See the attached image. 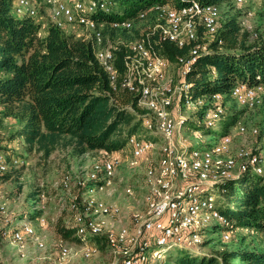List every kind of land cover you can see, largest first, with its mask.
I'll use <instances>...</instances> for the list:
<instances>
[{
    "label": "built area",
    "instance_id": "1",
    "mask_svg": "<svg viewBox=\"0 0 264 264\" xmlns=\"http://www.w3.org/2000/svg\"><path fill=\"white\" fill-rule=\"evenodd\" d=\"M124 1L15 0L13 14L33 20L41 37L50 25L63 32L82 28L81 35H69L93 41L96 59L112 83L118 77L115 54L124 52L120 86L137 96V109L144 111L139 116V132L127 138L120 152L102 153L101 159L74 178H62L59 188L72 194L67 200L59 199V211L69 213L65 226L74 228L78 252L85 261L100 256L97 241L103 239L109 260L99 264H153L174 248L204 245L199 231L212 221L217 223L216 228H223L222 240L229 242L241 228L220 212L213 193L223 195L225 190L221 186L245 173L264 175V157L244 146L234 148L231 129L240 135L248 133L237 124L226 135L219 136L213 147H196L185 135L188 107L203 111L199 124L205 121V127L211 131L225 117L223 95H211L209 102L195 98L187 80L198 58L207 52L206 44L197 43L198 30L208 37L216 36L219 7L200 5L196 0H165L145 2L138 10L127 11L122 9ZM261 1L235 0L245 8L247 16H252L250 6ZM163 44L191 47L171 64L162 54ZM171 70H176L177 80L170 76ZM261 93L263 82L252 87L241 83L231 89L229 98L239 106L254 109L261 102ZM251 133L257 134L256 129ZM126 153L129 156L125 159ZM125 160L130 167L145 163V207L130 213L128 225H116L121 209L106 199L116 191L117 171ZM22 162L0 152V181L10 165ZM124 193L132 196V186L127 185ZM45 203V195L39 194L33 211L43 210ZM15 220L0 205L2 240L16 247L22 258L29 256V244L38 251L46 250L26 214L17 226ZM38 221L41 227L45 226L44 217ZM259 235L264 239V232ZM59 243L56 255L40 259L46 260V264H69L71 248L65 242L62 244V239Z\"/></svg>",
    "mask_w": 264,
    "mask_h": 264
},
{
    "label": "trees",
    "instance_id": "2",
    "mask_svg": "<svg viewBox=\"0 0 264 264\" xmlns=\"http://www.w3.org/2000/svg\"><path fill=\"white\" fill-rule=\"evenodd\" d=\"M153 1L165 0L147 3ZM196 1L218 7L221 3H236ZM14 2L0 0V112L3 118L18 123L13 137L22 140L28 154L40 152L44 158L59 147L70 148L75 156L123 150L127 138L139 132V116L144 113L137 109V96L120 86L124 52L115 54L118 77L112 83L96 59L92 40L67 35L52 25L41 37L33 20L13 14ZM143 3L135 0L132 11ZM254 33L256 37L242 29L237 15L219 19L217 34L210 43L203 41L206 35L198 30L197 43L206 44L207 52L187 76L193 97L209 102L211 95L220 94L229 99L231 89L238 84L252 87L264 83V35ZM190 47L161 46L171 64L186 55ZM202 114L201 110L198 115ZM236 118L225 116L221 120L219 136L229 132ZM195 128V132L211 134L209 128ZM221 189L225 190L223 196L229 197L230 207L218 206L220 212L236 227L263 233L264 175L248 172ZM56 233L67 240L73 237L74 228L57 223ZM97 243L105 252V241ZM176 264H264V248L231 244L230 249H221L217 254H187Z\"/></svg>",
    "mask_w": 264,
    "mask_h": 264
},
{
    "label": "rangeland",
    "instance_id": "3",
    "mask_svg": "<svg viewBox=\"0 0 264 264\" xmlns=\"http://www.w3.org/2000/svg\"><path fill=\"white\" fill-rule=\"evenodd\" d=\"M147 2L148 0H143ZM135 0H126L123 2V10H131ZM144 4V3H143ZM121 9V10H122ZM220 20H225L227 16L234 15L238 17L240 26L243 30L249 31L252 35L257 32L258 35H264V2L260 5H251L250 10L252 16L245 15V8L237 5L234 1L219 4ZM122 10V12H123ZM244 23V25H243ZM246 25V26H245ZM249 26V28H248ZM77 33L81 35L82 28L66 30L64 33ZM128 34L123 35L127 37ZM212 37L204 36L203 41L206 43L212 42ZM170 76L175 80L178 79L176 70L170 71ZM167 79H170L169 77ZM260 104L254 109H247L239 106L231 98L224 99L225 116L237 115L234 125L244 126L248 133L240 135L237 130L231 129L234 148L244 146L248 150L261 153L264 157V93H261ZM186 115L189 116V124L185 135L196 147H213L219 141L220 122L215 123V129L210 135L204 132L195 133V127L204 129L205 121L202 124V116L200 109L197 107H188ZM1 111V108H0ZM19 125L15 120L3 118L0 112V152L6 154V157L15 156L23 162L16 166L10 165L5 178L0 181V205L6 207L11 216L15 218L14 225L17 226L23 221V216L26 214V220L32 224L37 236L41 239L46 247L44 251H38L33 245H28L26 248L28 257L22 258L16 247L0 238V264H46L47 261H42L43 256L53 257L57 254V246L61 238L56 233V225L60 223L66 225L68 221V212L59 211V199L71 196L72 192H65L59 188V183L62 178L70 175L75 177L86 170L90 165L103 157L102 152L87 153L81 156H75L70 148L59 147L48 158H44L40 152H32L28 154L24 150V145L21 139L13 137V134L18 130ZM256 129L257 134H252L251 130ZM128 154H125L128 158ZM145 171V163L136 167H130L126 160L118 169L115 178V193L112 197L107 198V201L116 203L120 209V219L116 225H128L130 213L133 211L144 210V193L143 174ZM129 185L133 188V195L127 196L124 193L125 187ZM44 194L46 203L43 210H34L38 195ZM216 198V206L230 207L229 197H224L218 191H214ZM36 214L32 218L33 214ZM44 217L45 226L41 227L39 218ZM217 223L212 221L205 228H201L199 235L204 245L182 246L174 248L168 253L163 254L160 262L153 264H176V260L187 254L202 255V254H217L221 249H230V245L236 244L237 247H257L264 248V241L259 233H256L250 228L240 227L235 234L232 235L229 242H224L222 236L223 228H216ZM76 238L73 236L67 240H63L71 248V257L69 264H99L109 260L106 253L100 250V256L89 261H85L79 251V246Z\"/></svg>",
    "mask_w": 264,
    "mask_h": 264
}]
</instances>
